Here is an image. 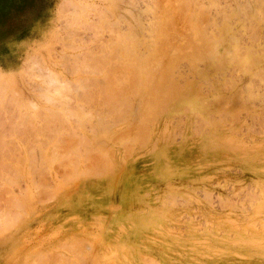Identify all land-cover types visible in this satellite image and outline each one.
Here are the masks:
<instances>
[{
    "label": "rangeland",
    "instance_id": "rangeland-1",
    "mask_svg": "<svg viewBox=\"0 0 264 264\" xmlns=\"http://www.w3.org/2000/svg\"><path fill=\"white\" fill-rule=\"evenodd\" d=\"M172 1L112 0L111 3V0H0V101L2 100L0 103V144H4L3 147L0 145V159L5 158L6 160H4L7 162V165L4 162L5 166L2 164L0 168V175H5V178L0 176V187L2 188H0V202H2L0 203V208L2 207L0 210H3L0 211V224L3 223V225H0L1 231L3 228L2 233L0 232L2 237L0 264H10L8 261H11L14 254L18 257L30 256L27 261L30 264L36 262V264H57L58 262H62L60 264H74L73 262L76 264H264V87H262L264 86V78L257 76V74L264 72V0ZM75 7L78 8V12ZM198 11H201V14H198ZM174 13L180 14L182 17L176 15V18L173 15ZM102 16L104 21L107 22L101 23L103 21ZM171 16L172 18L175 17L174 21L178 24L170 19ZM166 17H170L168 19L169 23L172 25L175 23L173 28L169 23H166L167 21L165 22ZM75 18L76 21L79 19L82 24L76 23ZM70 21L78 25L73 26ZM88 26L93 28L92 31H96L98 29L96 27L101 30L99 33H97L98 31L93 33L90 30L88 31L90 28L86 29ZM158 27L163 29V32H160L161 29L158 32ZM72 32L73 34H71ZM208 37L213 41L209 40ZM79 38L82 40L81 42L78 41ZM123 38H126V41ZM130 39L132 43H128L131 42ZM157 40H161V42L158 43ZM110 41H116V43ZM213 42L217 44L215 45ZM126 45H128V48ZM209 45H212L210 49L212 52L209 50ZM101 46H103L104 51ZM194 46H197V48ZM105 47L108 50L111 48L109 55L111 52L113 54L111 53L110 59L112 55H116L111 60H106L109 59V55L106 53L108 50H105ZM165 47H168L166 48L167 51H165ZM88 49L92 52L96 50L95 54L99 58L103 57L102 61L104 63L99 58L95 59L96 56L94 57L92 52L91 56L87 55L90 54ZM154 49L156 55L153 52ZM185 49H193L194 51H190V55L189 50ZM158 50L159 52H156ZM84 52L87 53L84 54L85 56L91 58L83 55V60H80L81 54ZM98 52L103 53L104 56H99ZM105 54L108 58L105 57ZM124 54L126 55L124 56ZM175 54L176 56H174ZM180 54H182V57H178ZM151 55L154 57L152 58ZM84 57L88 59H86L87 62H91L90 59H92L94 62V64L91 63L92 67H90L91 64L88 67L89 64L84 61ZM172 57L173 59L170 60ZM121 58H125V61ZM237 58L238 60H236ZM93 59L99 60L100 64L102 63L101 67H95L97 69L98 67L105 68L108 62H111L109 65L112 66H114L112 62L117 63L113 68L107 64L110 68L106 66L104 71L99 68L101 73L99 75V72H95L96 70L93 68V65L95 66L97 63ZM181 59L183 60L181 61ZM78 60L81 62H77ZM165 60L168 61L167 64ZM174 60H176V64L173 65ZM123 61L127 62V66ZM143 61L144 64L146 62L149 66L147 70L152 67H154V70L156 68L165 70L166 67L173 65L175 69L171 68L174 70L172 71V78H165V82L163 81L164 78H161V82L160 78H142L143 75H139L134 68L143 67ZM121 62L124 64L120 65ZM80 63H84V65ZM70 64H73V66ZM76 64L82 67L79 68ZM84 66L87 69L91 68L92 71L95 70L93 72L96 76L87 69L89 73L86 70V72H83L86 68ZM122 67L123 69H119ZM74 68L77 70H74ZM105 70L107 73L111 71V73H108L109 80H107ZM112 72L115 75L117 73L116 76L121 81L113 76L114 73L112 74ZM104 74L105 77H103ZM127 75L129 78H127ZM104 78L107 81H103ZM87 79L92 80L87 81ZM46 80L49 81V85L52 84L49 87L52 88L51 90L48 88L49 85L47 86L48 81ZM53 81L55 83L59 81V83L54 84ZM60 81L63 82L61 85ZM90 81H93L91 84L89 83L91 86H88L89 88L92 87L90 88L91 91L93 90L92 84L96 85L92 92L86 87L87 82ZM68 82H70V86ZM83 82L87 85H83ZM106 82L109 83L110 87ZM77 84H80V89L74 88ZM81 84L84 86L83 88H81ZM97 86L100 91L104 92L105 90L108 93L105 92L106 94L103 95V92L97 91L100 94L102 93L103 99H101L100 94L98 97L96 95V89L99 90ZM54 88L58 90L54 91ZM155 88L162 91L160 92L161 95L154 91ZM164 88L169 89L171 93ZM68 89L71 91L69 92ZM83 89L84 95L83 92L79 91H83ZM77 90L78 92H76ZM48 91L51 92L52 99L57 103L53 102L52 99L49 101L51 94ZM63 91L65 92L63 93ZM163 91H166V93ZM76 93L78 94L76 95ZM42 94L44 96L46 94V96L42 97ZM55 95L57 97H54ZM158 95L160 99H156ZM78 96L84 101H81ZM89 97L91 101L94 98L97 102L93 100L95 103L92 105ZM146 97L149 98L148 101L144 100ZM87 100L89 101L87 102ZM102 100H105V102ZM110 100H112L111 103H109ZM8 101H12L11 104ZM62 101L64 103L60 105ZM148 102L151 106L147 104ZM163 102L165 103L163 104ZM20 103L22 104L20 105ZM144 103L148 109L145 108ZM151 103H155L154 106ZM58 104L60 108L64 106L61 108L63 111L67 107L64 104L70 105L67 107L70 111L68 112L67 108L68 113L64 111L67 114V119H69L68 114L73 111L79 113V115L81 111H84L85 115H82L84 120L81 117L76 120L74 117L77 115L76 113L75 115H73L74 113L69 115V122L62 116H59V119L56 115H53L54 118L51 115L52 112L57 114L54 113L57 111L59 114L58 110H61L57 106ZM33 105H36L35 109ZM25 106H28V109L30 107L32 112H29ZM75 107L77 110L73 109ZM113 108L116 109V112ZM38 109L42 111L39 112ZM45 109L51 110L48 111L50 115ZM22 111L29 112L30 115L29 113H22ZM43 112H46L45 117L48 115L51 119L38 117ZM143 112L144 115H142ZM153 112L159 113L158 116ZM61 113L63 112L61 111ZM114 113L115 115H113ZM102 115H104L103 118ZM152 115L154 116L152 117ZM150 116L152 119L149 118ZM52 117L56 119L55 121L60 122L54 121L56 125L52 124L54 120ZM23 118L27 120H24V122ZM10 120H13L15 125ZM48 120L52 121H50L51 124H46V122H49ZM99 120L101 123H99ZM29 123L33 127H29ZM23 124H26L27 128ZM67 124H69V127H66ZM5 125L4 129L3 126ZM10 125L14 126L12 127L15 131L10 128ZM53 126H56V128L54 129ZM57 126L61 127L57 129ZM73 127L76 128L71 133L69 129L72 128L73 130ZM31 128L33 130H30ZM43 128H46V130H43ZM40 129L41 131H39ZM48 129H51V134H49ZM56 129L61 132L57 131L58 134L55 132ZM61 129L68 131V133L65 131L63 133ZM16 130H19V133ZM53 130L55 134H52ZM143 130H146V135L143 134ZM27 134H30V136ZM62 134L67 135V137ZM72 134L78 136V144L76 140L72 139L74 136L71 137ZM142 134L143 136H141ZM138 135L140 138H138ZM20 136L21 138H19ZM41 137L44 139H40ZM115 138L117 139L115 140ZM57 141H60L61 144L59 145ZM70 141L73 142L70 143ZM65 142L68 143L65 144ZM130 142L133 144L130 145ZM56 143L59 157L54 161L57 153H54L56 155H53L52 159L53 152L51 153V150L56 149V146H54ZM74 143L77 148L78 145L79 148H83H78L79 150L76 149V146L74 148ZM32 144L35 145L31 147ZM67 146H70V148ZM6 147L8 148L6 149ZM13 147L15 148L13 149ZM62 148L67 153L69 151L70 155L69 153L68 155L71 157L73 153L74 155L77 154L75 157L73 155L76 160L74 161L73 157L69 156L67 158L62 157L67 155L64 150H61ZM65 148H68V150ZM2 152L6 153L5 156L3 155L4 158H2ZM60 152H62V155ZM98 153H101L100 157H98ZM14 157L19 161H14ZM68 158L70 162L73 160L72 162L76 163V166L72 162L68 165L69 162L66 161ZM94 158L95 161H93ZM77 159L80 161L79 164H77ZM59 161L64 163H59ZM100 161L104 163H100ZM105 161H108L109 165ZM97 162L101 165L104 164V166L100 167V164H95ZM11 163H14L12 164L14 168L16 166L21 167L19 169V172L22 169L20 174L17 173L18 168L14 169ZM105 163H107L106 166ZM65 164L68 166H65ZM71 164L73 165L70 166ZM45 165L48 166L46 169ZM110 165H112V170ZM4 167L9 171H5ZM11 169L12 174L17 173L13 175L14 177L11 174ZM98 170H101V173ZM93 174L96 176H93ZM107 174L108 176H106ZM10 178L14 181L9 180ZM1 182L3 186H1ZM46 188L50 193L46 192ZM62 189H64V193L60 192ZM166 190L167 192H165ZM171 190H173L172 193ZM54 191L55 196L48 198L50 194H54ZM9 194L12 196H8ZM127 195L133 198L131 204L128 205L125 203ZM95 199H103V201L100 205H92L93 210L87 214L88 216L85 215L84 205ZM21 207L23 208L21 209ZM10 211L13 217L9 214ZM4 218L6 220L11 219L5 223H10L7 224L10 226V230L4 224ZM16 218L19 219L16 220ZM16 225H18L17 228L22 229V232L19 240H14L11 244L8 235L16 228ZM5 227L8 228L7 231ZM73 250H76L77 254L75 253V256L72 253ZM40 254L41 256L44 254V256L41 257ZM31 257H33V260ZM83 257L85 258L83 259ZM27 262L26 264H28ZM11 264L15 263L12 262Z\"/></svg>",
    "mask_w": 264,
    "mask_h": 264
},
{
    "label": "bare ground",
    "instance_id": "bare-ground-1",
    "mask_svg": "<svg viewBox=\"0 0 264 264\" xmlns=\"http://www.w3.org/2000/svg\"><path fill=\"white\" fill-rule=\"evenodd\" d=\"M94 1H95V0H94ZM97 1H98V0H97ZM99 1H102V0H99ZM154 1H156V0H154ZM163 1H165V0H163ZM166 1H167V0H166ZM179 1H180V0H179ZM92 2H93V1H92ZM105 2H106V1H105ZM168 2H169V1H168ZM171 2H173V1L171 0ZM93 3H94V2H93ZM100 3H101V2H100ZM103 3H104V2H103ZM111 3H112V0H111ZM155 3H156V2H155ZM157 3H158V2H157ZM169 3H170V2H169ZM64 4H65V3H64ZM69 4H70V3H69ZM101 4H102V3H101ZM104 4H105V3H104ZM108 4H109V3H108ZM108 4H107V6H108ZM173 4H174V3H173ZM65 5H66V4H65ZM65 5H64V6H65ZM113 5H114V2H113ZM171 5H172V4H171ZM174 5H175V4H174ZM74 6H75V4H74ZM79 6H80V5H79ZM109 6H110V5H109ZM61 7H63V6H61ZM68 7H69V6H68ZM70 7H71V5H70ZM70 7H69V8H70ZM103 7H104V6H103ZM110 7H111V6H110ZM194 7H195V6H194ZM58 8H60V7H58ZM69 8H68V9H69ZM198 8H199V7H198ZM75 9H76V11L78 10V8H76V7H75ZM112 9H113V6H112ZM165 9H166V8H165ZM180 9H181V8H180ZM62 10H63V9H62ZM104 10H105V9H104ZM171 10H172V9H171ZM196 10H197V9H196ZM107 11H108V9H107ZM165 11H166V10H165ZM201 11H202V10H201ZM201 11H200V12H201ZM59 12H60V11H59ZM61 12H62V11H61ZM77 12H78V11H77ZM80 12H81V11H80ZM82 12H83V11H82ZM108 12H109V11H108ZM195 12H196V11H195ZM198 12H199V11H198ZM200 12H199L198 14H201ZM202 12H203V11H202ZM176 13H177V11H176ZM188 13H189V12H188ZM204 13H205V12H204ZM75 14H77V13H75ZM84 14H86V13H84ZM110 14H111V13H110ZM159 14H161V13H159ZM182 14H183V13H182ZM105 15H106V14H105ZM168 15H169V14H168ZM168 15H167V16H168ZM170 15H171V14H170ZM173 15H175V17H176V15H178V14H175V13H174ZM190 15H191V14H190ZM103 16H104V15H103ZM103 16H102V17H103ZM158 16H159V15H158ZM178 16H181V15L179 14ZM175 17H173V18H172V16H171V18H170V17H166L167 20H165V22L167 21L166 23H169V22H170V21L168 22V19H169V18L172 19L173 22H175V21H174V18H175ZM181 17H182V16H181ZM186 17H188V16L186 15ZM192 17H193V15H192ZM201 17H202V16H201ZM78 18H80V17H78ZM105 18H106V16H105ZM160 18H161V17H160ZM162 18H163V17H162ZM176 18H177V17H176ZM178 18H179V17H178ZM102 19H103V21L101 20V21H102L101 23H103V22H107L106 20L104 21V17H103ZM164 19H165V18H164ZM164 19H162V20H164ZM189 19H190V18H189ZM74 20H75L76 23H81V22H79V19L77 20L78 22L76 21V18H75ZM81 20H82V18H81ZM175 20H176V19H175ZM177 20H178V19H177ZM177 20H176V21H177ZM186 20H187V19H186ZM72 21H73V20H72ZM82 21H84V20H82ZM156 21H157V20H156ZM172 21H171V22H172ZM188 21H189V20H188ZM196 21H197V20H196ZM204 21H205V20H204ZM85 22H86V21H85ZM91 22H92V21H91ZM184 22H185V20H184ZM63 23H64V22H63ZM67 23H69V22H67ZM70 23H71V21H70ZM70 23H69V24H70ZM83 23H84V22H83ZM92 23H93V22H92ZM160 23H161V22H160ZM175 23H176V22H175ZM175 23H174V24H175ZM200 23H201V22H200ZM64 24H65V23H64ZM71 24H72L73 26L75 25L74 22L71 23ZM71 24H70V25H71ZM81 24H82V23H81ZM86 24H87V22H86ZM86 24H85V26H86ZM88 24H89V23H88ZM115 24H117V22H115ZM161 24H163V23H161ZM161 24H160V25H161ZM164 24H165V23H164ZM169 24H170V26H171L172 28L174 27V26H173L174 24H173V25H172L171 23H169ZM176 24H178V23H176ZM195 24H197V23H195ZM72 25H71V26H72ZM77 25H78V24H77ZM77 25H75V26H77ZM104 25H105V24H104ZM166 25H167V24H166ZM192 25H194V24H192ZM80 26H82V25H80ZM113 26H114V25H113ZM161 26H162V25H161ZM161 26H160V27H161ZM170 26H169V27H170ZM194 26H196V25H194ZM194 26H193V27H194ZM64 27H66V26H64ZM83 27H84V26H83ZM165 27H167V26H165ZM165 27H164V28H165ZM171 27H170V28H171ZM193 27H192V28H193ZM198 27H199V26H198ZM81 28H82V27H81ZM81 28H80V29H81ZM88 28H90V29H88ZM94 28H95V27H94ZM96 28H98V29H96V31H98L97 33H99L101 29H100L99 27H96ZM82 29H84V28H82ZM86 29H88V31L90 30V32H93V33L96 32L95 30L92 31L93 28H92L91 26L86 27ZM86 29H85V30H86ZM160 29H161V28L158 27L157 31L160 30ZM186 29H187V28H186ZM186 29H185V31H187ZM193 29H195V28H193ZM104 30H105V29H104ZM111 30H112V29H111ZM161 30H162V31H160V32H163V29H161ZM167 30H168V29H167ZM190 30H191V28H190ZM196 30H197V29H196ZM81 31H82V30H81ZM112 31H113V30H112ZM168 31H169V30H168ZM172 31H173V30H172ZM199 31H200V30H199ZM202 31H203V30H202ZM70 32H71V31H70ZM75 32H77V31H75ZM85 32H86V31H85ZM158 32H159V31H158ZM166 33H167V32H166ZM179 33H180V32H179ZM182 33H183V32H182ZM199 33L201 34V32H199ZM71 34H73V32H72ZM119 34H120V33H119ZM159 34H160V33H159ZM67 35H69V34H67ZM74 35H75V34H74ZM121 35H123V34H121ZM161 35H162V33H161ZM177 35H178V34H177ZM184 35H185V34H184ZM191 35H192V34H191ZM197 35H199V34L197 33ZM112 36H113V35H112ZM200 36H201V35H200ZM98 37H99V36H98ZM118 37H120V36H118ZM122 37H123V36H122ZM150 37H151V36H150ZM163 37H164V36H163ZM179 37H180V36H179ZM186 37H187V36H186ZM188 37H189V36H188ZM254 37H255V36H254ZM70 38H71V36H70ZM74 38H75V37H74ZM113 38H115V37H113ZM116 38H117V37H116ZM155 38H156V37H155ZM158 38H159V37H158ZM161 38H162V36H161ZM164 38H165V37H164ZM166 38H167V37H166ZM201 38H202V37H201ZM90 39H91V38H90ZM97 39H98V38H97ZM118 39H120V38H118ZM121 39H122V38H121ZM121 39H120V40H121ZM123 39H125L124 41H126V38H123ZM208 39L211 40L209 37H208ZM208 39H207V40H208ZM79 40H80V38L78 39V41H79ZM98 40H99V39H98ZM98 40H97V41H98ZM116 40H117V39H116ZM130 40H131V39H130ZM166 40H167V39H166ZM190 40H191V39H190ZM214 40H215V39H214ZM72 41H73V37H72ZM78 41H77V42H78ZM81 41H82V40H80V42H81ZM157 41H159V40H157ZM183 41H184V40H183ZM187 41H188V40H187ZM201 41H202V40H201ZM211 41H213V40H211ZM216 41H217V40H216ZM93 42H94V41H93ZM99 42H100V41H99ZM110 42H111V41H110ZM112 42H113V41H112ZM112 42H111V43H112ZM160 42H161V40H160L158 43H160ZM165 42H166V41H165ZM179 42H180V41H179ZM196 42H197V41H196ZM73 43H74V42H73ZM73 43H72V44H73ZM85 43H86V42H85ZM85 43H84V44H85ZM90 43H92V42L90 41ZM94 43H95V42H94ZM96 43H97V42H96ZM108 43H109V41H108ZM108 43H107V45H108ZM113 43L115 44L116 41L113 42ZM117 43H118V42H117ZM128 43H132V40H131V42H128ZM128 43H127V44H128ZM192 43H193V42H192ZM194 43H195V42H194ZM205 43H206V42H205ZM205 43H204V44H205ZM213 43H214V42H213ZM74 44H75V43H74ZM80 44H81V43H80ZM82 44H83V42H82ZM102 44H103V46H104V43H103V42H102ZM151 44H152V43H151ZM156 44H157V42H156ZM180 44H181V43H180ZM214 44H215V43H214ZM216 44H217V43H216ZM216 44H215V45H216ZM105 45H106V44H105ZM171 45H172V44H171ZM80 46H81V45H80ZM80 46H79V47H80ZM84 46H85V45H84ZM98 46H99V45H98ZM103 46H101V48H102L103 51H104ZM108 46H109V45H108ZM112 46H113V45H112ZM126 46H127V48H128V45H126ZM165 46H166V45H165ZM188 46H189V45H188ZM197 46H198V45H197ZM197 46H194V47L197 48ZM200 46H201V45H200ZM211 46H212V45H211ZM211 46L209 45V47H210L209 50L211 49ZM74 47H75V46H74ZM81 47H82V46H81ZM92 47H93V46H92ZM109 47H111V46H109ZM109 47H108V48H109ZM113 47H114V46H113ZM113 47H112V49H113ZM124 47H125V46H124ZM129 47H130V46H129ZM155 47H156V46H155ZM170 47H171V46H170ZM176 47H177V46H176ZM192 47H193V45H192ZM83 48H85V47H83ZM98 48H99V47H98ZM105 48H106V47H105ZM114 48H116V47H114ZM127 48H126V49H127ZM156 48H157V47H156ZM156 48H155V49H156ZM166 48H168V47H165V51H167ZM181 48H182V47H181ZM189 48H190V47H189ZM214 48H215V47H214ZM217 48H218V47H217ZM50 49H51V48H50ZM102 49H101V50H102ZM126 49H125V50H126ZM155 49H154V51H153L154 54H155ZM88 50H89V49H88ZM105 50H108V49L106 48ZM109 50H111V48H109ZM109 50H108V52H106L108 55H109ZM114 50H116V49H114ZM121 50H122V49H121ZM121 50H120V51H121ZM156 50H157V49H156ZM181 50H182V49H181ZM185 50H189V49H185ZM196 50H198V49H196ZM203 50H204V49H203ZM203 50H201V51L203 52ZM83 51H84V50H83ZM95 51H96V50H95ZM95 51L92 52V51L89 50L90 54H89V53L87 54L86 52L82 53V54H81L82 56H81V59H80V60H83V55H84V54H87V55L91 56V52H92V54H94V55H93L94 57L96 56L95 59H98L99 57H97V55L95 54ZM99 51H100V49H99ZM103 51H102V52H103ZM123 51H124V49H123ZM128 51H129V49H128ZM128 51H126V52H128ZM136 51H137V50H136ZM136 51H135V52H136ZM172 51H173V50H172ZM190 51L193 52L194 50H193V49H190V50L188 51V53H189ZM206 51H207V50H206ZM210 51L212 52V50H210ZM213 51H214V50H213ZM113 52H114V51H113ZM131 52H132V51H131ZM133 52H134V51H133ZM156 52H159V50L156 51ZM196 52H198V51H196ZM196 52H195V54H196ZM98 53H99V56H100V55L102 56L103 53H105V52H103V53L98 52ZM111 53H112V52H111ZM111 53H110V55H111ZM114 53H115V52H114ZM120 53H121V52H120ZM123 53H124V52H123ZM183 53H184V52H183ZM183 53H182V54H183ZM186 53H187V52H186ZM186 53H184V54H186ZM188 53H187V54H188ZM200 53H201V52H200ZM226 53H227V52H226ZM112 54H113V53H112ZM115 54H116V53H115ZM160 54H161V52H160ZM171 54H172V53H171ZM171 54H170V55H171ZM182 54L178 55V57L181 56ZM189 54H190V53H189ZM198 54H199V52H198ZM214 54H215V53H214ZM252 54H253V53H252ZM87 55H86V56H87ZM108 55H107V56H108ZM110 55L108 56L109 59H106V58H108V57H106V54H105V57H106V58H104V59H106V60L108 61V60H111V59L113 58V56H114V57L116 56V55H112V56H111L112 58L110 59ZM125 55H126V54H124V56H125ZM130 55H133V54H130ZM155 55H156V54H155ZM190 55H191V54H190ZM192 55H193V53H192ZM215 55L217 56V54H215ZM218 55H219V54H218ZM66 56H67V55H66ZM84 56H85V55H84ZM86 56H85V57H86ZM89 56H87V57H89ZM93 56H92V58H93ZM103 56H104V55H103ZM119 56H120V55H119ZM128 56H129V55H128ZM151 56H152V58L154 57L153 55H151ZM174 56H176V54H175ZM220 56H221V55H220ZM224 56H225V55H224ZM236 56H237V55H236ZM62 57H63V56H62ZM62 57H60V58H62ZM85 57H84V59H85L84 61L87 62V61H86L87 58H85ZM122 57H123V54H122ZM132 57H134V56H132ZM181 57H182V56H181ZM241 57H242V56H241ZM68 58H69V57H68ZM79 58H80V57H79ZM89 58H91V57H89ZM117 58H118V57H117ZM125 58H126V57H125ZM125 58H124V59L121 58V60L123 59V60L125 61ZM128 58H130V57H128ZM150 58H151V57H150ZM188 58H189V57H188ZM192 58H193V57H192ZM194 58H195V56H194ZM194 58H193V59H194ZM225 58H226V57H225ZM254 58H255V57H254ZM254 58H253V59H254ZM63 59H64V58H63ZM95 59H93V60L96 61L97 63L95 62L96 64H95V66L93 65V68H95L96 66H100V65L102 64V63L100 64V61H99V60H95ZM99 59H101V61H102V60H103V57H102V58H99ZM114 59H115V58H114ZM171 59H173V57L170 58V60H171ZM184 59H185V58H184ZM186 59H187V55H186ZM239 59H240V58H239ZM72 60H73V59H72ZM80 60H78L77 62H79ZM87 60H88V59H87ZM90 60H91V62H89V61L87 62V64H89L88 67L90 66L91 63L94 64V62L92 61V59H90ZM115 60H116V59H115ZM132 60L135 61V59H133V58H132ZM132 60H131V62H132ZM156 60H158V59H156ZM167 60L169 61V58H168ZM167 60H165V62H166ZM182 60H183V59H181V61H182ZM190 60H191V58H190ZM231 60H232V59H231ZM236 60H238V58H237ZM75 61H76V60H75ZM116 61H117V60H116ZM124 61H123V62H124ZM134 61H133V63H134ZM139 61H140V60H139ZM168 61L166 62V64L168 63ZM175 61H176V60H174L173 65L176 64ZM184 61H185V60H184ZM186 61H187V60H186ZM194 61H195V59H194ZM239 61H240V60H239ZM77 62H76V63H77ZM80 62H81V61H80ZM82 62H83V61H82ZM102 62H103V61H102ZM171 62H172V61H171ZM179 62H180V61H179ZM237 62H238V61H237ZM248 62H249V61H248ZM248 62H247V63H248ZM71 63H72V62H71ZM103 63H104V62H103ZM109 63L111 64V62H108L107 64L109 65ZM112 63H114V66H115L117 62H112ZM124 63L126 64L127 62H124ZM124 63H123V64H124ZM128 63H129V61H128ZM151 63H152V61H151ZM159 63H160V62H159ZM163 63H164V62H163ZM247 63H245V64H247ZM80 64H83V65H84V63H80ZM87 64L85 63L86 66H87ZM98 64H99V65H98ZM105 64H106V63H105ZM105 64H104V65H105ZM107 64H106V66H107ZM123 64H122V62H121L120 65H123ZM134 64H135V63H134ZM134 64H133V66H134ZM164 64H165V63H164ZM166 64H165V65H166ZM219 64H220V63H219ZM42 65H43V63H42ZM62 65H63V64H62ZM67 65H68V64H67ZM70 65H71V64H70ZM77 65H78L79 68L82 67V66H79V64H76V66H77ZM104 65H102V66H104ZM130 65H131V64H130ZM143 65H144L143 67H136V68H134L135 70H137V73H139V75H143L142 78H160V82H161V78H164V80H163L164 82H165V78H168V79H169V78H172V76H173V75H172V73H173L172 71H174V70H172V69H175V68L173 67V65H172L171 67H166L165 70H164L163 68H156V69L154 70V67H152V68H150V69L147 70V68H148L149 66L146 64V62H145V64H144V61H143ZM161 65H163V64H161ZM248 65H249V64H248ZM71 66H73V64H72ZM86 66H84V67H86ZM106 66H105V68L102 67V69L100 68V67H101V66H100V67H98V69L100 68L102 71H104V69H106ZM109 66H112V65H109ZM114 66H112V68H113ZM126 66H127V64H126ZM131 66H132V65H131ZM220 66H222V65L220 64ZM220 66H219V67H220ZM250 66H251V64H250ZM44 67H45V66H44ZM78 67H77V68H78ZM84 67H83V69H84ZM90 67H92V64H91ZM117 67H118V66H117ZM159 67H161V66H159ZM172 67H173V68H172ZM34 68H35V67H34ZM40 68H41V66H40ZM67 68H68V67H67ZM79 68H78V69H79ZM107 68H110V67L107 66ZM129 68H131V67H129ZM171 68H172V69H171ZM222 68H223V67H222ZM246 68H247V66H246ZM249 68H250V67H249ZM249 68H248V69H249ZM43 69H44V68H43ZM75 69H76V68H74V70H75ZM83 69H82V70H83ZM86 69H87V67L84 69L83 72H86L87 70H89L90 72L92 71L91 68H90V69H87V70H86ZM98 69L95 68L96 71H95V70H93V71H95V72L98 71L99 73H98V72H97V73L100 75V74H101V73H100V69H99V70H98ZM119 69H123V67H122V68H119ZM131 69H132V68H131ZM131 69H129V70H131ZM219 69H221V68H219ZM41 70H42V69H41ZM41 70H40V72H42ZM66 70H67V69H66ZM71 70H72V69H71ZM76 70H77V69H76ZM82 70H81V71H82ZM85 70H86V71H85ZM107 70H108V69H107ZM109 70H110V69H109ZM141 70H144V71H141ZM33 71H34V70H33ZM43 71H44V70H43ZM93 71H92V72H93ZM113 71H114V70H113ZM124 71H125V69H124ZM131 71H133V69H132ZM261 71H262V70H261ZM46 72H47V71H46ZM72 72H74V71L72 70ZM72 72H70V73H72ZM92 72H91V73H92ZM105 72H106V70H105ZM122 72H123V70H122ZM235 72H236V71H235ZM47 73H48V72H47ZM87 73H89V72L87 71ZM93 73H94V72H93ZM108 73H111V71H108ZM108 73L106 72V75H107V76L104 74L103 77H105V76L108 77V76H109ZM113 73H114V72H112V74H113ZM131 73H132V72H131ZM262 73H264V72H262ZM262 73H261V74H260V73L257 74V76L264 78V76H263L264 74L262 75ZM94 74H95V73H94ZM118 74H119V73H118ZM121 74H122V73H121ZM121 74H120V75H121ZM29 75H30V74H29ZM39 75H40V74H39ZM41 75H42V74H41ZM41 75H40V76H41ZM43 75H44V74H43ZM48 75H49V73H48ZM71 75H72V74H71ZM110 75H111V74H110ZM116 75H117V73H116ZM116 75H115V73L113 74V76L117 77ZM134 75H135V74H134ZM232 75H233V74H232ZM254 75H255V74H254ZM95 76H96V74H95ZM101 76H102V75H101ZM127 76H128V75H127ZM234 76H235V75H234ZM257 76H256V77H257ZM36 77H37V76H36ZM50 77H51V76H50ZM50 77H49V78H50ZM110 77H112V76H110ZM175 77H176V76H175ZM235 77H236V76H235ZM256 77H255V78H256ZM42 78H43V77H42ZM59 78H60V77H59ZM59 78H58V79H59ZM117 78H119V77H117ZM117 78L115 79V81L117 80ZM127 78H129V76H128ZM46 79H47V78H46ZM52 79L54 80V78H52ZM106 79H107V78H106ZM109 79H110V78L108 77L107 80H109ZM132 79H133V78H132ZM257 79H258V77H257ZM89 80H92V79H87V81H89ZM94 80H95V79H94ZM107 80H105V78H104L103 81H107ZM118 80H120V78H119ZM126 80H127V79H126ZM126 80H125V81H126ZM133 80H134V79H133ZM141 80H142V79H141ZM143 80H144V79H143ZM46 81H48V80H46ZM46 81H45V84H46ZM96 81H97V80H96ZM115 81H114V82H115ZM120 81H121V80H120ZM127 81H128V80H127ZM149 81H150V80H149ZM151 81H152V80H151ZM154 81H155V80H154ZM157 81H158V80H157ZM166 81H167V79H166ZM53 82H54V81H53ZM55 82H56V80H55ZM55 82H54V84L59 83V81H57V83H55ZM79 82L81 83L82 81H79ZM91 82H93V81L87 82V83H88V85L86 84L87 86L84 84V82H83L82 84L85 85L86 87H88V86H91V85H89V83L91 84ZM114 82H113V83H114ZM117 82H118V81H117ZM129 82H130V81H129ZM258 82H259V81H258ZM2 83H3V82H2ZM50 83H51V82H50ZM62 83H63V82H62ZM62 83H61V81H60V85H61ZM66 83H67V82H66ZM69 83H70V82H68V85H69ZM85 83H86V82H85ZM106 83H107V82H106ZM106 83H105V84H106ZM110 83H112V82H110ZM123 83H124V82H123ZM125 83H126V82H125ZM125 83H124V84H125ZM133 83H134V82H133ZM157 83H158V82H157ZM171 83H172V82H171V80H170V84H171ZM42 84H43V83H42ZM72 84H73V83H72ZM82 84H81V86H82L81 88L84 87ZM95 84H96V83H95ZM99 84H100V82H99ZM107 84H108V86H109V83H107ZM128 84H129V83H128ZM165 84H166V83H165ZM170 84L168 85L169 87H170ZM4 85H5V84H4ZM48 85H49V81H48L47 86H48ZM50 85H52V84H50ZM50 85L48 86V88L50 87ZM63 85H64V84H63ZM63 85H62V86H63ZM79 85H80V84H79ZM79 85H78V84H77L76 86L74 85V86H75L74 88L77 87L76 89H78V88H79ZM92 85H93V90H94V87H95L96 85H94V84H92ZM140 85H141V84H140ZM140 85H139V87H140ZM142 85H143V83H142ZM142 85H141V86H142ZM172 85H173V84H172ZM172 85H171V86H172ZM225 85H226V84H225ZM261 85H262V84H261ZM263 85H264V82H263ZM66 86H67V85H66ZM69 86H70V85H69ZM69 86H68V87H69ZM98 86H99V85H98ZM98 86H97V87H98ZM116 86H117V85H116ZM126 86H127V84H126ZM143 86H144V85H143ZM149 86H150V85H149ZM154 86H155V85H154ZM160 86H161V85H160ZM254 86H255V85H254ZM57 87H58V85H57ZM102 87H103V86H102ZM106 87H107V86H106ZM109 87H110V86H109ZM135 87H136V85H135ZM135 87H134V88H135ZM137 87H138V86H137ZM163 87H164V86H163ZM165 87H166V86H165ZM262 87H264V86H262ZM4 88H5V86H4ZM58 88H59V87H58ZM62 88H63V87H62ZM65 88H66V87H65ZM72 88H73V87H72ZM88 88H89V87H88ZM90 88H92V87H90ZM90 88H89V89H90ZM134 88H133V89H134ZM150 88H151V86H150ZM157 88L159 89V87H157ZM166 88H168V87H166ZM166 88H164V89H166ZM177 88H179V87H177ZM49 89H50V88H49ZM51 89H52V88H51ZM51 89H50V90H51ZM79 89H80V88H79ZM98 89H99V87H98ZM106 89H108V88H106ZM140 89H141V91H143L142 88H140ZM143 89H144V88H143ZM145 89H146V88H145ZM153 89H154V88H153ZM158 89L155 88V90H154V91H156L157 94L160 93V92H162V91H159ZM3 90H4V89H3ZM6 90H7V89H6ZM53 90L56 91V90H58V89H55V88H54ZM68 90H69V89H68ZM93 90H92V91H93ZM102 90H103V89H102ZM128 90H129V89H128ZM138 90H139V89H138ZM148 90H149V88H148ZM157 90H158V92H157ZM240 90H241V89H240ZM240 90H239V91H240ZM65 91H67V90H65ZM65 91H63V93H64ZM70 91H71V90H69V92H70ZM72 91H73V90H72ZM79 91L83 92V95H84V93H85V92H84V89H83V91H82V90H79ZM85 91L87 92L88 90H85ZM90 91H91V89H90ZM92 91H91V92H92ZM97 91H100V89H99V90L96 89V92H97ZM109 91H110V90H109ZM129 91H130V90H129ZM145 91H146V90H145ZM166 91H167V92H170L169 89H168V90L166 89ZM166 91H163V92L166 93ZM239 91H238V92H239ZM48 92H50V91H48ZM76 92H78V90H77ZM81 92H80V94H81ZM88 92H89V91H88ZM100 92H103V91H100ZM100 92H97L98 94L96 93L97 97H98V95L100 94ZM105 92L107 93V91L104 90L103 95H104ZM114 92H115V91H114ZM117 92H118V91H117ZM134 92H135V91H134ZM138 92H139V91H138ZM138 92H137V94H138ZM148 92H149V91H148ZM238 92H236V93H238ZM6 93H7V92H6ZM8 93H9V92H8ZM8 93H7V94H8ZM58 93H59V92H58ZM58 93H57V94H58ZM66 93H67V92H66ZM106 93H105V94H106ZM152 93H154V92H152ZM165 93H164V94H165ZM170 93H171V92H170ZM239 93H240V92H239ZM3 94H4V93H3ZM50 94H51V92H50ZM57 94H56V95H57ZM77 94H78V93H76V95H77ZM87 94H88V93H87ZM93 94L95 95L94 92H93ZM101 94H102V93H101ZM101 94H100V95H101ZM107 94H108V93H107ZM112 94H113V93H112ZM127 94H128V92H127ZM144 94H145V92H144ZM146 94H147V93H146ZM233 94H234V93H233ZM53 95H54V94H53ZM56 95H55L54 97H57ZM59 95H60V94H59ZM96 95H95V97H96ZM100 95H99V96H100ZM109 95H110V94H109ZM113 95H114V94H113ZM132 95H134V94H132ZM160 95H161V93H160ZM39 96H40V94H39ZM39 96H37V97H39ZM41 96L43 97L44 95L42 94ZM45 96H46V94H45ZM45 96H44V97H45ZM62 96H63V95H62ZM66 96H67V95H66ZM66 96H65V97H66ZM73 96H74V95H73ZM81 96H82V95H81ZM85 96H86V95H85ZM85 96H84V99H85ZM91 96H93V95H91ZM128 96H129V95H128ZM139 96H140V95H139ZM154 96H155V95H154ZM163 96H164V95H163ZM170 96H171V95H170ZM233 96H234V95H233ZM0 97H1V96H0ZM52 97H53V96H52V94H51V98L49 99V101H51ZM60 97H61V96H60ZM60 97H59V98H60ZM67 97H68V96H67ZM78 97H79V96H78ZM101 97H102L101 99H103V96H102V95H101ZM109 97H110V96H109ZM119 97H121V96H119ZM124 97H126V96H124ZM132 97H133V96H132ZM141 97H142V96H141ZM148 97H149V95H148ZM156 97H158V98H156V99H160L159 95L156 96ZM168 97H169V96H168ZM13 98H14V97H13ZM39 98H41V97H39ZM46 98H47V97H46ZM69 98H70V97H69ZM81 98H82V97H81ZM105 98H106V97H105ZM110 98H112V97H110ZM129 98H130V96H129ZM153 98H155V97H153ZM169 98H170V97H169ZM171 98H172V96H171ZM7 99L10 100V98H8V97H7ZM63 99H64V97H63ZM74 99L76 100V97H75ZM79 99H80V97H79ZM97 99H98V98H97ZM101 99H99V100L101 101ZM107 99H109V98L107 97ZM120 99H121V98H120ZM130 99H131V98H130ZM148 99H149V98H148ZM148 99H147V97H146V99H144V100H147V101H148ZM230 99H231V98H230ZM241 99H242V98H241ZM17 100H18V99H17ZM21 100H22V99H21ZM52 100H53V99H52ZM61 100H62V99H61ZM64 100H65V99H64ZM71 100H72V99H71ZM80 100H81V99H80ZM80 100H79V101H80ZM82 100H83V99H82ZM82 100H81V101H82ZM85 100H86V99H85ZM89 100H90V102L92 103V105H93V103H95V102H93V100H95L94 98H93L92 101H91V99H90V97H89ZM89 100H87V102H88ZM131 100H132V99H131ZM153 100H154V99H153ZM1 101H2V100H1ZM1 101H0V103H1ZM54 101H55V100H53V102H54ZM57 101H58V100H57ZM68 101H70V100L68 99ZM72 101H73V100H72ZM77 101H78V100H77ZM83 101H84V100H83ZM95 101L97 102V100H95ZM102 101L105 102V100H102ZM111 101H112V100H110L109 103H111ZM125 101H127V100H125ZM165 101H166V100H165ZM168 101H169V100H168ZM237 101H238V100H237ZM3 102H4V101H3ZM9 102H10V101H8V103H9ZM11 102H12V101H11ZM11 102H10L9 104H11ZM14 102H15V101H14ZM19 102H20V101H19ZM55 102H56V101H55ZM58 102H59V101H58ZM73 102H75V101H73ZM87 102H86V103H87ZM135 102H136V101H135ZM140 102H141V101H140ZM142 102H143V101H142ZM144 102L146 103V101H144ZM151 102H153V101H151ZM157 102H158V100H157ZM56 103H57V102H56ZM62 103H64V102L62 101V102L60 103V105H61ZM69 103H70V102H69ZM69 103H68V104H69ZM78 103H79V102H78ZM109 103H108V104H109ZM126 103H127V102H126ZM133 103H134V102H133ZM145 103H144V105H145ZM164 103H165V102H163V104H164ZM167 103H168V102H167ZM242 103H243V101H242ZM15 104H16V103H15ZM21 104H22V103H20V105H21ZM49 104H51V103L49 102ZM54 104H55V103H54ZM68 104H67V105L64 104L65 107H66V106H67V107L70 106V105H68ZM81 104H82V102H81ZM84 104H85V103H84ZM87 104L89 105V103H87ZM101 104H102V102H101ZM101 104H100V106H102ZM147 104L149 105V102H148ZM151 104H152V103H151ZM154 104H155V103H154ZM154 104H152V105L154 106ZM16 105H17V104H16ZM31 105H32V103H31ZM76 105L78 106V104H76ZM88 105H85V106H88ZM94 105H95V104H94ZM103 105H105V104H103ZM110 105H111V104H110ZM110 105H109V106H110ZM139 105H140V104H139ZM5 106H6V105H5ZM12 106H13V105H12ZM28 106H29V105H28ZM28 106H27V107H28ZM35 106H36V105H35ZM52 106H54V105H52ZM57 106H59V104H58ZM82 106H83V105H82ZM82 106H81V107H82ZM85 106H84V107H85ZM90 106H91V105H90ZM109 106H108V107H109ZM142 106H143V105H142ZM145 106H146V105H145ZM145 106H144V107H145ZM149 106H151V105H149ZM162 106H163V105H162ZM162 106H161V107H162ZM3 107H4V106H3ZM18 107H19V106H18ZM27 107L25 106V108H27ZM62 107H64V106H62ZM62 107H61V108H62ZM67 107H66V108H67ZM78 107H79V106H78ZM88 107H89V106H88ZM105 107H106V106H105ZM131 107H132V106H131ZM155 107H156V106H155ZM159 107H160V106H159ZM6 108H7V107H6ZM45 108H46V107H45ZM57 108H58V107H57ZM59 108H60V106H59ZM61 108H60V109H61ZM66 108H64V109H65L64 111H65L66 113H68L70 110H69V108H67V110H68V112H67ZM89 108H90V107H89ZM101 108H102V107H101ZM115 108H116V107H115ZM115 108H113L114 111L116 110ZM145 108L148 109L147 106H146ZM150 108H151V107H150ZM150 108H149V110H151ZM156 108H157V107H156ZM163 108H164V107H163ZM8 109H9V108H8ZM22 109H23V106H22ZM32 109H33V108H32ZM34 109H35V107H34ZM34 109H33V110H34ZM47 109H48V108H47ZM47 109H45V110L48 112L50 109H49V110H47ZM73 109L77 110L76 107L73 108ZM73 109H72V110H73ZM85 109H86V108H85ZM103 109H104V108H103ZM103 109H101V110H103ZM111 109H112V108H111ZM129 109H130V108H129ZM146 109H144V110H146ZM152 109H153V108H152ZM157 109H158V108H157ZM4 110H5V109H4ZM10 110H11V109H10ZM17 110H18V108H17ZM25 110H26V109H25ZM27 110H28L29 112H32L30 107H29V109L27 108ZM38 110H39V109H38ZM72 110H71V112H72ZM81 110H83V109H81ZM94 110H95V109H94ZM108 110H109V109H108ZM141 110H142V109H141ZM144 110H143V111H144ZM154 110H155V108H154ZM154 110H153V111H154ZM160 110H162V109L160 108ZM184 110H185V108H184ZM2 111H3V110H2ZM14 111H16V110H14ZM23 111H24V110H23ZM23 111H22V113H25V112H23ZM41 111H42V110H41ZM41 111L39 110V112H41ZM50 111H51V110H50ZM58 111H59V114L61 113V111H62L63 113H61V115H59L58 112L56 111V112H54V113H57V114H53V112H52L51 115H52V116H53V115H54V116L56 115L59 119H60L59 116H62L63 118H65V120H68V122H69V119H70V116H69V115H70V114L72 115L73 113H74L73 115H75V113H76V112H74V111H73L72 113H69V114H68L69 119H67V118H66L67 114H65V112L63 111V109L58 110ZM79 111H80V109H79ZM85 111H86V110H85ZM95 111H96V110H95ZM114 111H113V112H114ZM20 112H21V111H20ZM29 112H27V113H29ZM81 112H82V114H81ZM81 112H80V115H81V116L79 115V113H76L78 116H77V115L74 116L76 120H77L79 117L82 118V115L84 114V113H83L84 111H81ZM87 112H88V111H87ZM111 112H112V111H111ZM115 112H116V111H115ZM147 112H149V111H147ZM8 113L10 114L9 111H8ZM8 113L6 112V114H8ZM22 113H21V114H22ZM27 113H25V114H27ZM102 113H103V112H102ZM138 113H139V112H138ZM149 113H150V112H149ZM153 113H156V112H153ZM3 114H4V112H3ZM3 114H2V115H3ZM11 114H12V113H11ZM17 114H18V113H17ZM31 114H32V113H31ZM45 114H46V112H43V114H41V115H44V116H41V115L38 116L37 114H36V115H37L38 117L44 118V117H45ZM48 114L50 115L49 112H48ZM64 114H65V117H64ZM106 114H107V113H106ZM144 114H145V113L143 112L142 115H144ZM158 114H159V113H156L157 116H158ZM29 115H30V113H29ZM84 115H85V114H84ZM107 115H109V114H107ZM113 115H115V113H114ZM227 115H228V114H227ZM15 116H16V115H15ZM25 116H27V115H25ZM47 116H48V115H47ZM47 116H46L45 118H47V119H51L49 116H48L49 118H48ZM54 116H53V117H54ZM98 116H99V114H98ZM103 116H104V115H102L101 117L103 118ZM153 116H154V115H152V117H153ZM9 117H10V116H9ZM28 117H29V116H28ZM28 117H27V118H28ZM32 117H33V115H32ZM32 117H31V119H33ZM35 117H36V116H35ZM35 117H34V119H35ZM53 117H52V118H53ZM57 117H56V118H57ZM62 117H61V118H62ZM74 117L72 116V118H74ZM76 117H77V118H76ZM145 117H146V116H145ZM12 118H14V117H12ZM21 118H22V117H21ZM29 118H30V117H29ZM29 118H28V121L30 122ZM54 118H55V117H54ZM54 118H53V119H54ZM58 118H57V119H58ZM63 118H62V119H63ZM107 118H108V117H107ZM112 118H113V116H112ZM149 118H151V116H150ZM38 119H40V118H38ZM53 119H52V120H53ZM59 119H58V120H59ZM79 119H80V118H79ZM79 119H78V120H79ZM82 119H83V118H82ZM97 119H98V118H97ZM97 119H96V120H97ZM142 119H143V116H142ZM151 119H152V118H151ZM195 119H196V118H195ZM14 120H15V118H14ZM24 120H27V119L23 118V121H24ZM44 120H46V119H44ZM55 120H56V119L53 120V123H52V124H55V125H56L55 122H58V121H55ZM65 120L63 119V121H65ZM83 120H84V119H83ZM101 120H102V119H101ZM110 120H111V119H110ZM119 120H121V119H119ZM119 120H118V121H119ZM10 121H12L11 123L14 124V123H13V120H10ZM10 121H9V122H10ZM33 121H34V120H33ZM42 121H43V119H42ZM48 121H49V120H48ZM50 121H51V120H50ZM50 121H49L48 123L46 122V124H51ZM54 121H55V122H54ZM63 121H62V122H63ZM74 121H75V120H74ZM81 121H82V120H81ZM142 121H143V120H142ZM145 121H146V120H145ZM147 121H150V120H147ZM202 121H203V120H202ZM4 122H6V121H4ZM19 122H20V121H19ZM24 122H25V121H24ZM24 122H23V123H24ZM34 122L37 123V121H34ZM34 122H33V125H34ZM51 122H52V121H51ZM59 122H60V121H59ZM59 122H58V123H59ZM62 122H61V123H62ZM75 122H76V121H75ZM77 122H78V121H77ZM97 122H98V121H97ZM152 122H153V120H152ZM198 122H199V120H198ZM11 123H10V124H11ZM27 123H28V122H27ZM58 123H57V125H58ZM61 123H60V124H61ZM63 123L66 124L65 122H63ZM63 123H62V124H63ZM73 123H74V122H73ZM85 123H89V122H85ZM99 123H101L100 120H99ZM103 123H104V119H103ZM120 123H121V121H120ZM149 123H150V122H149ZM211 123H212V122H211ZM20 124H21V122H20ZM29 124L31 125V123H29ZM62 124H61V125H62ZM64 124H63V126H64ZM81 124H82V122H81ZM131 124H132V123H131ZM200 124H201V123H200ZM14 125H15V124H14ZM23 125L26 126V124H23ZM30 125H29V127H33L32 125H31V126H30ZM38 125H39V124H38ZM38 125H37V126H38ZM42 125H43V124H42ZM79 125H80V122H79ZM133 125H134V124H133ZM195 125H196V123H195ZM201 125H203V124H201ZM10 126H11V125H10ZM12 126H13V125H12ZM12 126H11L10 128L13 129L14 126H13V127H12ZM17 126H18V125H17ZM35 126H36V125H35ZM35 126H34V128L37 129ZM49 126H50V125H49ZM49 126H47V127H49ZM63 126H62V127H63ZM75 126H76V125H75ZM77 126H78V125H77ZM129 126H130V125H129ZM192 126H193V125H192ZM199 126H200V125H199ZM204 126H206V125H204ZM1 127H2V126H1ZM4 127H6V125L3 126V128H4ZM18 127H19V126H18ZM21 127H22V125H21ZM29 127H28V128H29ZM39 127H40V126H39ZM47 127H46V128H47ZM58 127H59V126H57V129H58ZM60 127H61V126H60ZM60 127H59V128H60ZM66 127H69V124H67ZM70 127H71V126H70ZM83 127H84V125H83ZM91 127H92V126H91ZM91 127H90V128H91ZM131 127H132V126H131ZM145 127H146V125H145ZM150 127H151V126H150ZM26 128H27V126H26ZM46 128H43V130H44V129L46 130ZM51 128H52V127H51ZM53 128L55 129L56 126H53ZM63 128H65V127H63ZM73 128H74V127H73ZM75 128H76V127H75ZM75 128H74L73 130H72V128H71V130L69 129V131H70L71 133H73V132L75 131ZM84 128H86V127H84ZM96 128H97V127H96ZM138 128H139V126H138ZM143 128H144V127H143ZM196 128H197V127H196ZM200 128H201V127H200ZM4 129H5V128H4ZM15 129H16V128H15ZM17 129H18V128H17ZM19 129H20V127H19ZM21 129H22V128H21ZM57 129H56L55 132L58 131ZM67 129H68V128H67ZM77 129H78V128H77ZM126 129L130 130L129 128H126ZM139 129H140V128H139ZM7 130H8V128H7ZM13 130H14V129H13ZM30 130H33V129L31 128ZM30 130H29V131H30ZM37 130H38V129H37ZM48 130H49V129H48ZM50 130H51V129H50ZM50 130H49V134H51V132H52V131L50 132ZM61 130H62V129H61ZM78 130H79V129H78ZM147 130H148V129H147ZM4 131H5V130H4ZM14 131H15V130H14ZM16 131H17V130H16ZM18 131H19V130H18ZM18 131H17V132H18ZM39 131H41V129H40ZM39 131H38V132H39ZM63 131H65V130H62V132H63ZM72 131H73V132H72ZM143 131L145 132L146 130H143ZM197 131H198V129H197ZM199 131H200V129H199ZM7 132H8V131H7ZM20 132H21V130H20ZM22 132H23V131H22ZM32 132H33V131H32ZM58 132L60 133L61 131L59 130ZM58 132H57V133H58ZM65 132L68 133V131H65ZM70 132H69V133H70ZM125 132L128 134L127 131H125ZM125 132H124V133H125ZM133 132H134V131H133ZM144 132H143V134L146 135V132H145V133H144ZM10 133H12V132H10ZM10 133L8 134V136L10 135ZM18 133H19V132H18ZM59 133H58V134H59ZM63 133H64V132H63ZM77 133H78V132H77ZM137 133H138V132H137ZM187 133H188V132H187ZM199 133H200V132H199ZM12 134H13V133H12ZM32 134H33V133H32ZM43 134H44V132H43ZM52 134H55V133H54V130H53V133H52ZM65 134H66V133H65ZM75 134H76V133H75ZM75 134H72L71 137L74 135L72 139L76 140V142H77V144H78V143H79L78 140H77V137H78V136H75ZM78 134H79V133H78ZM78 134H76V135H78ZM130 134H131V132L129 133V136H130ZM139 134H141V133H139ZM143 134H142L141 136H143ZM0 135H1V133H0ZM2 135H3V133H2ZM19 135H20V134H19ZM24 135H25V134H24ZM27 135L30 136V134H27ZM34 135H35V134H34ZM34 135H33V136H34ZM40 135H41V134H40ZM62 135L64 136V134H62ZM62 135H61V136H62ZM136 135H137V134H136ZM22 136H23V135H22ZM31 136H32V135H31ZM42 136H43V135H42ZM47 136H49V135H47ZM54 136H55V135H54ZM65 136L67 137V135H65ZM65 136H64V137H65ZM122 136H123V134H122ZM127 136H128V135H127ZM133 136H134V134H133ZM133 136H132V137H133ZM24 137H25V136H24ZM35 137H36V135H35ZM45 137H46V135H45ZM59 137H60V135H59ZM68 137H69V139H71V137H70L69 135H68ZM132 137H131V138H132ZM134 137H135V136H134ZM0 138H1V137H0ZM5 138H6V135H5ZM19 138H21V136H20ZM29 138H30V137H29ZM33 138H34V137H33ZM37 138H38V136H37ZM42 138H43V137H41L40 139H42ZM46 138H47V137H46ZM49 138H50V137H49ZM75 138H76V139H75ZM93 138H94V137H93ZM98 138H99V136H98ZM126 138H127V137H126ZM138 138H140L139 135H138ZM26 139H27V138H26ZM34 139H35V138H34ZM38 139H39V138H38ZM43 139H44V138H43ZM105 139H106V138H105ZM116 139H117V138H115V140H116ZM123 139H124L125 141H127L125 138H123ZM128 139H129V138H128ZM133 139H134V138H133ZM7 140H9V139H7ZM10 140H11V139H10ZM27 140H28V139H27ZM36 140H37V139H36ZM50 140H51V139H50ZM60 140H61V139H60ZM141 140H142V137H141ZM168 140H169V139H168ZM1 141H2V143H4L3 140H1ZM25 141H26V140H25ZM34 141H35V140H34ZM48 141H49V139H48ZM67 141H68V140H67ZM118 141H119V140H118ZM128 141H129V140H128ZM22 142H23V141H22ZM31 142H32V141H31ZM57 142H58V141H57ZM59 142H60V141H59ZM59 142H58V143H59ZM71 142H73V141H70V143H71ZM14 143H15V142H14ZM28 143H29V142H28ZM37 143H38V142H37ZM42 143H43V142H42ZM47 143H48V142H47ZM47 143H46V144H47ZM67 143H68V142H65V144H67ZM70 143H69V145H70ZM123 143H124V142H123ZM163 143H164V142H163ZM9 144L11 145V143H9ZM29 144H30V143H29ZM39 144H40V142H39ZM60 144H61V143H59V145H60ZM129 144L131 145V144H133V143L130 142ZM164 144H165V143H164ZM0 145H2V144H0ZM3 145H4V144H3ZM3 145H2V147H3ZM10 145H9V147L12 146V145H11V146H10ZM27 145H28V144H27ZM34 145H35V144H34ZM34 145L32 144L31 147H33ZM43 145H44V144H43ZM59 145H58V146H59ZM73 145H74L73 147L75 148L76 144L74 143ZM126 145H127V144H126ZM162 145H163V144H162ZM168 145H169V144H168ZM16 146H17V145H16ZM39 146H42V145H39ZM44 146H46V145H44ZM54 146H56V149L54 150V149H53L54 147H53V145H52V147H53V148H52L53 151L51 150V153L53 152V154H52V159H53V157H54L53 155H56V154H54V153H55V152L57 153V143H56ZM61 146H63V145H61ZM71 146H72V145H71ZM35 147H36V146H35ZM67 147L70 148V146H67ZM73 147H71V148L73 149ZM131 147H133V146H131ZM7 148H8V147H6V149H7ZM14 148H15V147H13V149H14ZM25 148H26V147H25ZM27 148H28V147H27ZM37 148H38V147H37ZM37 148H36V149H37ZM39 148H40V147H39ZM59 148H61V147H59ZM59 148H58V149H59ZM78 148H79V145H78ZM78 148H77V146H76V149H78ZM82 148H83V147H80L79 149H82ZM127 148H128V147H127ZM6 149H5V150H6ZM18 149H19V148H18ZM43 149H44V148H43ZM65 149L68 150V148H65ZM76 149H74V150H76ZM79 149H78V150H79ZM125 149H126V148H125ZM130 149H131V148H130ZM15 150H16V149H15ZM21 150H22V149H21ZM30 150H31V149H30ZM34 150H35V148H34ZM61 150L63 151L64 149L62 148ZM126 150H127V149H126ZM126 150H125V151H126ZM2 151H3V150H2ZM9 151H11V150H9ZM40 151H41V150H40ZM58 151H59V150H58ZM64 151L67 153L66 150H64ZM70 151H71V150H70ZM128 151H129V150H128ZM184 151H185V150H184ZM12 152H13V151H12ZM12 152H10V153H12ZM31 152H32V151H31ZM35 152H36V151H35ZM35 152H34V153H35ZM43 152H44V151H43ZM43 152H42V153H43ZM71 152H72V151H71ZM74 152L77 153L76 151H74ZM78 152H80V151H78ZM81 152H82V151H81ZM102 152H104V151H102ZM15 153H16V152H15ZM23 153H24V151H23ZM26 153H27V152H26ZM60 153H61V155H62V152H60ZM60 153H59V155H60ZM68 153H69V155H70V152H69V151H68ZM68 153H67L66 156H62V157H66V158H67V157L69 156ZM125 153H126V152H125ZM1 154H2V158H4V156H5L6 153H3V152H2ZM12 154H13V153H12ZM16 154H20V153H16ZM30 154H31V153H30ZM82 154H83V153H82ZM100 154H101V153H100ZM100 154L98 153L99 156H98V155H97V156L100 157ZM3 155H4V156H3ZM13 155H14V154H13ZM24 155H25V154H24ZM71 155H72V154H71ZM73 155H74V153H73ZM73 155H72V157H73ZM76 155H77V154H76ZM76 155H74V157H75ZM78 155H79V153H78ZM83 155H84V154H83ZM9 156H10V155H9ZM11 156H12V155H11ZM14 156H15V155H14ZM20 156H22V155H20ZM20 156H19V157H20ZM31 156H32V155H31ZM48 156H49V155H48ZM111 156H112V155H111ZM125 156H126V155H125ZM12 157H13V156H12ZM16 157H17V156H16ZM19 157H18V158H19ZM27 157H28V155H27ZM41 157H42V156H41ZM58 157H59V156H58V153H57V156L54 158V161H55V159L58 158ZM69 157H71V156H69ZM72 157H71V158H72ZM74 157H73V160L75 161L76 159H74ZM77 157H78V156H77ZM79 157H80V156H79ZM95 157H96V156H95ZM120 157H121V156H120ZM0 158H1V155H0ZM7 158H8V156H7ZM9 158L11 159V157H9ZM14 158H15V157H14ZM31 158H32V157H31ZM31 158H30V159H31ZM84 158H85V157H84ZM107 158H108V157L106 156V159H107ZM179 158H180V157H179ZM4 159H5V158H4ZM4 159H0V160H1L0 162H3V163H0V168H1L2 164H4V162H6V161H5L6 159H5V160H4ZM22 159H23V158H22ZM39 159H40V158H39ZM43 159H44V157H43ZM217 159H218V158H217ZM2 160H3V161H2ZM16 160H17V159L15 158L14 161H16ZM26 160H27V159H26ZM31 160H32V159H31ZM48 160H49V159H48ZM50 160H51V159H50ZM61 160H62V159H61ZM65 160H66V159H65ZM65 160H64V161H65ZM70 160H71V159H70ZM73 160H71V162H72ZM77 160H78V159H77ZM81 160H82V159H81ZM89 160H90V159H89ZM12 161H13V160H12ZM14 161H13V162H14ZM17 161H19V160H17ZM17 161H16V162H17ZM22 161H23V160H22ZM22 161H21V162H22ZM28 161H29V160H28ZM34 161L37 162L36 159H34ZM52 161H53V160H52ZM57 161H58V160H57ZM62 161H63V160H62ZM62 161H61V162L59 161V163H62V164H63L64 162H62ZM66 161H67V163L69 162L68 165L71 163V162L69 161V158H68ZM93 161H95V158L93 159ZM93 161H92V163H93ZM103 161H104V160H103ZM21 162H20V163H21ZM49 162H51V161H49ZM79 162H80V161L78 160V163H77V164H79ZM105 162L108 163V161H105ZM37 163H38V162H37ZM46 163H47V162H46ZM53 163H54V162H53ZM56 163H57V162H56ZM72 163H73V162H72ZM100 163H104V162H101V161H100ZM100 163H99V164H100ZM107 163H105V166H106ZM12 164H14V163H11V166H12ZM21 164H23V163H21ZM25 164H26V163H25ZM42 164H43V162H42ZM73 164H74V163H73ZM73 164H71L70 166H72ZM75 164H76V163H75ZM75 164H74V165H75ZM95 164L99 165L98 162L95 163ZM6 165H7V162H6ZM38 165H39V164H38ZM43 165H44V164H43ZM57 165L59 166L58 163H57ZM60 165H61V164H60ZM68 165L65 164V166H68ZM88 165H89V164H88ZM107 165H109V163H108ZM245 165H246V164H245ZM3 166H5V164H4ZM8 166H9V164H8ZM8 166H7V167H8ZM20 166H21V165H20ZM28 166L30 167V164H29ZM45 166H46V165H45ZM75 166H76V165H75ZM94 166H95V165H94ZM103 166H104V164H103V165L100 164V167H103ZM110 166H111V170H112V165H110ZM110 166H109V167H110ZM12 167L14 168V166H12ZM43 167H44V166H43ZM47 167H48V166H46L45 169H46ZM63 167H64V165H63ZM122 167H123V166H122ZM2 168H3V167H2ZM9 168H10V167H9ZM16 168H18V166H16L14 169H16ZM20 168H21V167H20ZM20 168H18V170H17V171H18V172H17L18 174H20L21 171H22V169H21L20 172H19V169H20ZM72 168H73V167H72ZM90 168H91V167H90ZM90 168H89V169H90ZM97 168H98V167H97ZM144 168H145V167H144ZM39 169H40V168H39ZM39 169H38V170H39ZM48 169H49V168H48ZM48 169H47V170H48ZM63 169H64V168H63ZM69 169H70V168H69ZM87 169H88V168H87ZM92 169H93V168H92ZM99 169H100V168H99ZM4 170L7 171L8 169H5V167H4ZM33 170H34V169H33ZM42 170H43V169H42ZM103 170H104V168H103ZM107 170H108V168H107ZM107 170H106V173H107ZM109 170H110V169H109ZM8 171H9V170H8ZM8 171H7V172H8ZM10 171H11V174H12V172H13L12 169H11ZM40 171H41V170H40ZM40 171H39V173H41ZM45 171H46V170H45ZM45 171H44V172H45ZM48 171H49V170H48ZM76 171H77V170H76ZM98 171H99V173H101V172H100L101 170H98ZM2 172H4V171H2ZM14 172H15V171H14ZM44 172H43V173H44ZM52 172H53V171H52ZM71 172H72V171H71ZM85 172H86V171H85ZM87 172H88V171H87ZM96 172H97V170H96ZM17 173H14V174H17ZM75 173H77V172H75ZM82 173H83V172H82ZM89 173H90V172H89ZM99 173L97 174L98 176H99ZM0 174H1V170H0ZM2 174H3V173H2ZM14 174H12V176H13ZM51 174H52V173H51ZM80 174H81V173H80ZM91 174H92V173H91ZM8 175H9V174H8ZM30 175H31V174H30ZM33 175H34V174H33ZM69 175H70V174H69ZM82 175H83V174H82ZM85 175H86V174H85ZM117 175H118V174H117ZM0 176L4 177L5 175H0ZM46 176H47V175H46ZM91 176H92V175H91ZM93 176H96V175L93 174ZM106 176H108V174H107ZM2 177H1V179H2ZM13 177H14V176H13ZM17 177H19V176H17ZM21 177H22V176H21ZM33 177H34V176H33ZM40 177H41V176H40ZM68 177H69V176H68ZM80 177H83V176H80ZM4 178H5V177H4ZM11 178H12V177H11ZM11 178H10L9 180H12ZM72 178H73V177H72ZM100 178H101V177H100ZM105 178H107V177H105ZM16 179H17V178H16ZM18 179H19V178H18ZM22 179H23V178H22ZM43 179H44V178H43ZM83 179H84V178H83ZM92 179H93V178H92ZM5 180H6V179H5ZM63 180H64V179H63ZM65 180H66V179H65ZM67 180H68V178H67ZM6 181H7V180H6ZM12 181H14V179H13ZM16 181H17V180H16ZM22 181H23V180H22ZM39 181H41V180H39ZM42 181H44V180H42ZM51 181H52V180H51ZM54 181H55V180H54ZM72 181H73V180H72ZM72 181H71V182H72ZM99 181H100V180H99ZM35 182H36V181H35ZM63 182H66V181H63ZM13 183L15 184V182H13ZM36 183H37V182H36ZM40 183H41V182H40ZM50 183H51V182H50ZM125 183H126V182H125ZM11 184H12V183H11ZM27 184H28V183H27ZM52 184H53V183H52ZM63 184H64V183H63ZM65 184H66V183H65ZM180 184H181V183H180ZM7 185H8V184H7ZM19 185H20V183H19ZM39 185H40V184H39ZM41 185H42V184H41ZM44 185H47V184H44ZM1 186H3V185H2V182H1ZM42 186H43V185H42ZM97 186H98V185H97ZM109 186H110V185H109ZM4 187H5V186H4ZM14 187H15V186H14ZM173 187H174V186H173ZM0 188H1V187H0ZM7 188H8V187H6V189H7ZM42 188H43V187H42ZM48 188H49V186H48ZM53 188H55V187H53ZM64 188H65V187H64ZM167 188H168V187H167ZM1 189H2V188H1ZM6 189H5V190H6ZM8 189H9V188H8ZM44 189H45V188H44ZM44 189H42V190H44ZM67 189H68V188H67ZM172 189H173V188H172ZM9 190H10V189H9ZM40 190H41V189H40ZM51 190L53 191L52 187H51ZM63 190H64V189H62V191H60V192H61V193H64ZM88 190H89V189H88ZM20 191H21V190H20ZM20 191H19V192H20ZM93 191H94V190H93ZM168 191H169V190H168ZM11 192H12V191H11ZM39 192H40V191H39ZM44 192H45V191H44ZM44 192H43V193H44ZM46 192H47V193H48V192L50 193V191H48L47 188H46ZM65 192H66V191H65ZM165 192H167V190H166ZM172 192H173V190H171V193H172ZM61 193H60V194H61ZM40 194H41V193H40ZM10 195H11V194H9L8 196H10ZM44 195H46V194H44ZM48 195H49V194H48ZM50 195H51V194H50ZM50 195L48 196V198H50V197H52V196H55V191H54V194L52 193V195H51V196H50ZM98 195H99V194H98ZM4 196H5V195H4ZM6 196H7V195H6ZM11 196H12V195H11ZM23 196H25V195H23ZM61 196H62V195H61ZM1 197H2V196H1ZM14 197H15V196H14ZM36 197H37V195H36ZM39 197H40V196H39ZM62 197H63V196H62ZM23 198H24V197H23ZM76 198H77V197H76ZM177 198H178V197H177ZM177 198H176V199H177ZM34 199H35V198H34ZM60 199H61V198H60ZM131 199H133V198L130 197V195H127V198H125V203H126L127 205H128V204H131ZM152 199H153V198H152ZM6 200H7V199H6ZM40 200H41V199H40ZM2 201H3V200H2ZM52 201H53V200H52ZM85 201H86V200H85ZM85 201H84V202H85ZM87 201H88V200H87ZM102 201H103V199H101V200L95 199L94 201L87 202V203L84 205V206H85V209H84V210H85V215H87L91 210H93V208L91 207L92 205H96V204L100 205V204L102 203ZM255 201H257V200H255ZM23 202H24V201H23ZM164 202H165V201H164ZM0 203H2V202H0ZM5 203H6V202H5ZM133 203H135V202L133 201ZM12 204H13V203H12ZM19 204H20V203H19ZM87 204H88V205H87ZM143 204H144V203H143ZM159 204H160V203H159ZM162 204H163V203H162ZM168 204H169V203H168ZM4 205H6V204H4ZM169 205H170V204H169ZM12 206H13V205H12ZM75 206H76V205H75ZM174 206H175V205H174ZM5 207H6V206H5ZM5 207H4V208H5ZM7 207H8V206H7ZM1 208H2V207H1ZM1 208H0V209H1ZM8 208H9V207H8ZM19 208H20V207H19ZM22 208H23V207H21V209H22ZM83 208H84V207H83ZM135 208H136V207H135ZM9 209H10V208H9ZM11 209H12V208H11ZM89 209H90V210H89ZM23 210H24V209H23ZM82 210H83V209H82ZM88 210H89V211H88ZM0 211H3V210H0ZM14 211H15V209H14ZM19 211H21V210H19ZM67 211H69V210H67ZM71 211H72V210H71ZM79 211H80V210H79ZM77 212H78V211H77ZM148 212H149V211H148ZM5 213L7 214L6 209H5ZM5 213H3V214L5 215ZM8 213H9V212H8ZM11 213H12V212L10 211L9 214L11 215ZM18 213H19V212H18ZM22 213H23V212H22ZM31 213H32V212H31ZM83 213H84V212H83ZM144 213H145V212H144ZM3 214H2V215H3ZM9 214H8V215H9ZM23 214H24V213H23ZM37 214H38V213H37ZM69 214H70V213H69ZM72 214H73V213H72ZM2 215H1V216H2ZM10 215H9V216H10ZM21 215H22V214H21ZM51 215H52V214H51ZM67 215H68V214H67ZM14 216H15V215H14ZM18 216H19V215H18ZM62 216H63V215H62ZM68 216H69V215H68ZM87 216H88V215H87ZM3 217H4V216H3ZM7 217H8V216H7ZM11 217H13V216L11 215ZM64 217H65V216H64ZM211 217H212V216H211ZM0 218H1V217H0ZM8 218H10V217H8ZM4 219H5V218H4ZM17 219H19V218H16V220H17ZM7 220H8V219H7ZM7 220H6V219H5V221L3 220V221H4V224L6 223ZM10 220H11V219H10ZM10 220H8V221H10ZM22 220H23V219H22ZM231 220H232V219H231ZM18 222H19V221H18ZM1 223H2V222H1ZM8 223H9V222H8ZM8 223H7V224H8ZM55 223H56V222H55ZM7 224H5V225H6V226L9 228V230H10V226H8ZM9 224H10V223H9ZM56 224H57V223H56ZM209 224H210V223H209ZM0 225H3V223L0 224ZM5 225H4V226H5ZM233 225H234V224H233ZM12 226H13V225H12ZM17 226H18V225H16V228H14V229L12 230V232L10 233V235H8L9 237L7 236L8 239L10 238V240H11V241H10L11 244L13 243L14 240H17V241L19 240V236H20V234H21V232H22V229H21V228H17ZM67 226H68V225H67ZM71 226H72V225H71ZM7 227H5V230H6V231H7V229H8ZM14 227H15V226H14ZM65 227H66V225H65ZM44 228H45V227H44ZM37 229H38V228H37ZM48 229H49V228H48ZM2 231H3V228H2ZM2 231H1V229H0V232H1V233H2ZM6 231H5V232H6ZM7 233H8V232H7ZM24 234H25V233H24ZM28 234H29V233H28ZM25 236H26V235H25ZM3 238H4V237H3ZM24 238H25V237H24ZM5 239H6V238H5ZM25 239H26V238H25ZM127 239H128V238H127ZM77 240H78V239H77ZM24 241H27V240H24ZM82 241H83V240H82ZM125 241H126V240H125ZM6 242H7V241H6ZM1 244H2V237L0 236V245H1ZM26 244H27V243H26ZM26 244H25V245H26ZM4 245H5V244H4ZM65 245H66V244H65ZM71 246L73 247V245H71ZM71 246H69V247H71ZM18 247H19V246H18ZM23 247H24V245L22 246V248H23ZM77 247H78V246H77ZM16 248H17V247H16ZM66 248L68 249L67 246H66ZM73 248H75V247H73ZM67 249H66V250H67ZM95 249H96V248H95ZM31 250H32V249H31ZM68 250H69V249H68ZM91 250H92V249H91ZM154 250H155V249H154ZM162 250H163V249H162ZM0 251H1V250H0ZM20 251H21V250H20ZM33 251H34V250H33ZM71 251H72V250H71ZM73 251H74V250H73ZM82 251H83V249H82ZM13 252H14V251H13ZM31 252H32V251H31ZM35 252H36V251H35ZM77 252H78V250H77ZM88 252H89V251H88ZM88 252H87V253H88ZM15 253H16V252H15ZM24 253H25V252H24ZM26 253H27V252H26ZM29 253H30V252H29ZM32 253H33V252H32ZM72 253H73L74 256L77 254V253H76V250H75L74 252H72ZM75 253H76V254H75ZM79 253H80V252H79ZM79 253H78V254H79ZM12 254H13V253H12ZM48 254H49V253H48ZM55 254H57V253H55ZM7 255H8V254H7ZM24 255H25V254H24ZM45 255H47V254H45ZM81 255L83 256V254H81ZM31 256H32V255H31ZM40 256H41V254H40ZM42 256H44V254H43ZM42 256H41V257H42ZM49 256H50V255H49ZM56 256H57V255H56ZM56 256H55V257H56ZM58 256H60V255H58ZM82 256H81V257H82ZM84 256H85V255H84ZM164 256H165V255H164ZM34 257H35V256H34ZM50 257H51V256H50ZM50 257H48V258H50ZM77 257H78V256H77ZM79 257H80V256H79ZM85 257H86V256H85ZM85 257H83V259H84ZM0 258H1V256H0ZM9 258H10V257H9ZM28 258H30V256H29V257H23V256H22V257H18V256H15V254H14V256L11 258V261H8V262H9L10 264H11L12 262L15 263V264H26V262L28 261ZM31 258H32V260H33V257H31ZM39 258H40V257H39ZM44 258H45V257H44ZM44 258H43V259H44ZM93 258H94V257H93ZM167 258H168V257H167ZM197 258H198V257H197ZM37 259H38V257H37ZM37 259H35V260H37ZM43 259H41V260L43 261ZM60 259H61V258H60ZM83 259H82V260H83ZM101 259H102V258H101ZM149 259H150V258H149ZM14 260H15V261H14ZM35 260H34V261H35ZM44 260H45V259H44ZM66 260H67V259H66ZM66 260H65V261H66ZM151 260H152V259H151ZM207 260H208V259H207ZM218 260H219V259H218ZM57 261H58V259H57ZM60 261H61V260H60ZM211 261H213V260H211ZM4 262H5V261H4ZM38 262H39V261H38ZM40 262H41V261H40ZM40 262H39V263H40ZM47 262H48V261H47ZM68 262H69V261H68ZM80 262H81V261H80ZM165 262H166V261H165ZM27 263H28V262H27ZM36 263H37V262H36ZM36 263H35V264H36ZM43 263H45V261H43ZM60 263H62V262H58L57 264H60ZM64 263H67V262H64ZM73 263L76 264L75 262H73ZM78 263H79V262H78ZM155 263H156V262H155ZM28 264H30V263H28Z\"/></svg>",
    "mask_w": 264,
    "mask_h": 264
},
{
    "label": "clouds",
    "instance_id": "clouds-1",
    "mask_svg": "<svg viewBox=\"0 0 264 264\" xmlns=\"http://www.w3.org/2000/svg\"><path fill=\"white\" fill-rule=\"evenodd\" d=\"M33 107H36L35 105H33Z\"/></svg>",
    "mask_w": 264,
    "mask_h": 264
}]
</instances>
